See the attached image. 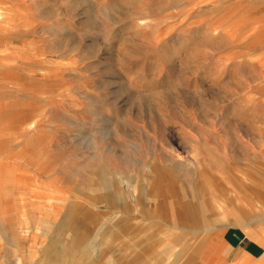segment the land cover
I'll return each instance as SVG.
<instances>
[{
    "label": "rangeland",
    "instance_id": "374dc122",
    "mask_svg": "<svg viewBox=\"0 0 264 264\" xmlns=\"http://www.w3.org/2000/svg\"><path fill=\"white\" fill-rule=\"evenodd\" d=\"M263 207L264 0H0V264H232Z\"/></svg>",
    "mask_w": 264,
    "mask_h": 264
},
{
    "label": "crops",
    "instance_id": "0c3cea01",
    "mask_svg": "<svg viewBox=\"0 0 264 264\" xmlns=\"http://www.w3.org/2000/svg\"><path fill=\"white\" fill-rule=\"evenodd\" d=\"M261 213V220H264V207ZM255 220L257 223V219ZM237 224L232 229L221 232L226 244V255L231 256V263L264 264V223L249 227Z\"/></svg>",
    "mask_w": 264,
    "mask_h": 264
},
{
    "label": "bare ground",
    "instance_id": "6f19581e",
    "mask_svg": "<svg viewBox=\"0 0 264 264\" xmlns=\"http://www.w3.org/2000/svg\"><path fill=\"white\" fill-rule=\"evenodd\" d=\"M251 183L253 184V182L251 181ZM213 185V184H212ZM255 185V184H253ZM217 205V204H216ZM200 246H202V244L199 243ZM211 248H212V245H211ZM187 251H185L182 255H183V258H186V255H187Z\"/></svg>",
    "mask_w": 264,
    "mask_h": 264
}]
</instances>
